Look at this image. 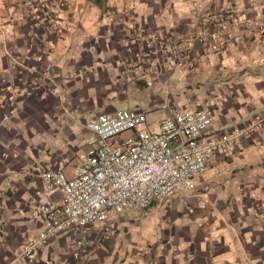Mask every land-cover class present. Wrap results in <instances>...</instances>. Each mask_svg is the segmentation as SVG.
Here are the masks:
<instances>
[{"label": "crops", "instance_id": "crops-1", "mask_svg": "<svg viewBox=\"0 0 264 264\" xmlns=\"http://www.w3.org/2000/svg\"><path fill=\"white\" fill-rule=\"evenodd\" d=\"M31 1L0 0V264H264V217L255 214L264 206V120L251 128L264 113V66L243 71L239 63L251 53L235 42L204 54L190 73L183 58L157 61L139 48L150 36L194 32L204 10L229 0H107L106 10L70 0L57 13V31L24 16ZM254 1L264 10V0ZM208 96L218 99L219 114L210 129L240 135L196 178L205 208L176 195L119 215L108 236L94 226L72 230L39 249L35 261L15 259L42 228L29 218L41 170L70 150L87 151L89 117L138 108L156 128L162 103L201 108Z\"/></svg>", "mask_w": 264, "mask_h": 264}, {"label": "built area", "instance_id": "built-area-1", "mask_svg": "<svg viewBox=\"0 0 264 264\" xmlns=\"http://www.w3.org/2000/svg\"><path fill=\"white\" fill-rule=\"evenodd\" d=\"M69 1L32 0L24 16L44 29L57 31V13ZM224 27L202 30L195 39L150 36L139 48H148L157 61L167 56L174 61L188 59L194 65L193 41L216 51ZM160 106L166 114L158 119L156 128L150 126L153 121L147 112L129 107L97 112L85 121L92 135L87 151L70 150L56 167L40 172L42 188L34 192L29 218L41 222L42 228L25 239L16 260L35 261L39 249L68 231L94 226L102 237L108 236L116 229L119 215L140 214L154 202L162 205L176 195L196 198L198 208L207 206L206 191L196 178L205 172L213 153L230 151L240 132L210 129L219 117L216 97L201 108ZM263 120L264 113L257 115L251 128ZM255 214L264 217V206L256 208ZM75 257L79 258V253Z\"/></svg>", "mask_w": 264, "mask_h": 264}, {"label": "rangeland", "instance_id": "rangeland-1", "mask_svg": "<svg viewBox=\"0 0 264 264\" xmlns=\"http://www.w3.org/2000/svg\"><path fill=\"white\" fill-rule=\"evenodd\" d=\"M249 1L255 2L254 0H229L226 5L221 8L204 10L199 16L198 27L187 36L190 37V39H195L202 30L208 29L215 31L225 25L224 29H221L222 44L218 50L211 52L217 53L225 51L229 48L230 44H232L231 42H235L244 52H247L249 55L251 53L249 62L241 61L239 63V66L243 65V71H249L250 69L254 70L256 67L259 68L260 66H264V10H261L258 6L254 7L255 4H251ZM192 50L196 51V63L191 65L190 60L184 59L183 73H190L195 69L199 59L204 56V54L211 53L207 46L203 45L202 47L201 43L196 40L193 41ZM183 76L181 75V77ZM199 85L200 82L192 85L189 84L184 91L186 92L189 91L188 89H193L191 86L198 88ZM211 97L212 96H208L205 98V101ZM121 136H124V134ZM87 137L91 139V133L87 134Z\"/></svg>", "mask_w": 264, "mask_h": 264}, {"label": "trees", "instance_id": "trees-1", "mask_svg": "<svg viewBox=\"0 0 264 264\" xmlns=\"http://www.w3.org/2000/svg\"><path fill=\"white\" fill-rule=\"evenodd\" d=\"M89 1L96 4L97 6L101 7L102 10L107 9V5H106L107 0H89Z\"/></svg>", "mask_w": 264, "mask_h": 264}]
</instances>
